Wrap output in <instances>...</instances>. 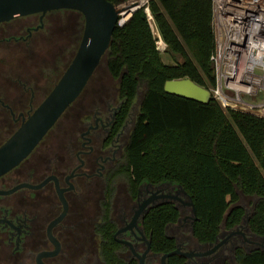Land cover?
I'll return each instance as SVG.
<instances>
[{"label": "trees", "instance_id": "trees-1", "mask_svg": "<svg viewBox=\"0 0 264 264\" xmlns=\"http://www.w3.org/2000/svg\"><path fill=\"white\" fill-rule=\"evenodd\" d=\"M158 34L169 61L162 58ZM214 44L212 0H147L114 27L86 85L34 148L71 115L85 93L90 95L91 109L113 90L117 93L114 130L129 119L122 153L94 190L92 215L79 212L77 248L64 251L61 264H137L129 247L113 233L118 206L134 200L141 183L170 182L190 195L196 215L190 231L200 243L214 242L222 229L240 223L247 233L264 237V116L224 108L215 97L203 102L163 87L166 79L182 76L213 86ZM103 74L111 81L106 85L98 79ZM57 79L56 75L53 84ZM81 122L75 124V132ZM16 126L6 125V132ZM180 215L174 200L156 203L144 212L141 226L154 254L148 264H160V255L176 246V237L166 226ZM231 257L233 264H264V245L247 248L237 243ZM166 261L190 264L179 253ZM216 264L232 262L225 257Z\"/></svg>", "mask_w": 264, "mask_h": 264}, {"label": "flooded vegetation", "instance_id": "flooded-vegetation-1", "mask_svg": "<svg viewBox=\"0 0 264 264\" xmlns=\"http://www.w3.org/2000/svg\"><path fill=\"white\" fill-rule=\"evenodd\" d=\"M79 15L81 13L78 10L60 7L47 10L43 15L38 11L0 21V65L7 60V64L3 63L4 69H0V78L5 79L8 87L5 90L7 95L3 94V90L0 92V135L6 132V125L18 126L22 119L20 112L26 116L46 95L40 92L38 81L34 85L18 75L14 76L11 70L14 45L52 42L68 44L70 39L78 42ZM13 85L22 90L10 89ZM89 99L90 95H87L84 106L77 108L75 113L77 121H82L76 128V134L66 133L64 138L58 140L56 150L47 147L39 149V145L20 163L0 175V190L20 182L32 184L0 193V264H39L37 254L54 248V243L48 236V225L63 210L59 188L66 201V210L50 230L60 247L56 253L43 254L40 259L47 264H61L64 251L77 248L79 212L82 216L86 214V217L92 215L94 190L99 181L103 182L107 169L120 158L129 120L126 119L118 130H114V116L118 107L117 93L114 90L109 96L97 101L92 109L88 107ZM83 116L85 117L82 119ZM11 133L3 137L0 143ZM37 183L39 185H34ZM162 187L164 190L174 191L170 185L162 184ZM155 188V185L141 183L136 198L130 202L122 201L117 208L115 230L123 227L126 229L116 235L132 240L138 251H143L146 246L145 241L136 237L139 234L137 227L144 232L141 226L142 216L138 218L136 225L131 223V218L139 203ZM174 201L179 203L181 215L175 223L167 225L166 229L176 237V243L190 249H205L210 246L211 244L200 243L193 238L190 231L192 219L189 212L186 214L189 207L178 200ZM232 229L236 232L215 251L191 257L190 262L194 264L198 259H206L216 264L225 257H230L237 243L246 247L264 245V241L259 240L256 235L247 233L244 225H236ZM229 230L222 229V236L219 238L224 237ZM146 237L148 238L147 235ZM150 261L152 256L148 257L146 264Z\"/></svg>", "mask_w": 264, "mask_h": 264}, {"label": "water", "instance_id": "water-1", "mask_svg": "<svg viewBox=\"0 0 264 264\" xmlns=\"http://www.w3.org/2000/svg\"><path fill=\"white\" fill-rule=\"evenodd\" d=\"M146 2L147 0H123L118 3L112 0H0V21L38 11L43 15L47 10L60 7L78 10L82 13L84 19L82 33L76 50L58 79L43 99L28 111L26 116L20 112V115H22L20 124L0 143V175L16 166L31 153L86 85L89 77L100 61L102 54L109 45L114 27L116 25H122L136 8L145 5ZM145 9L149 11L147 6H145ZM163 87L165 91L203 102L208 101L212 97L207 87L197 83L189 76L168 78L164 81ZM235 107L243 111L264 116V109L260 107H248L245 105H236ZM162 184L172 186L174 191L164 190ZM23 185L32 184L20 182L8 189L0 190V193L10 192ZM34 185H39V183ZM155 186L156 188L152 189L149 195L135 209L131 218L132 224L136 225L138 218L143 216L144 212L150 206L167 200H178L181 204L187 205L190 210V217L192 219L196 218L193 200L180 185L162 182ZM61 190L59 188L58 192L63 199V210L48 225V236L54 243V248L37 254V262L39 264H47L41 261V255L54 254L60 247L59 241L53 236L50 229L52 224L60 219L66 210V201ZM176 205L179 206V203L176 202ZM246 215L244 214L243 216V222L246 220ZM240 225L242 226L243 224L240 223ZM129 227H131V224ZM123 229H126V227L116 229L113 236L116 240L125 243L129 247L132 255L137 258V264H146L148 257L154 256L150 252L149 237L147 238L144 232L137 227L139 234L136 237L146 243L143 251H138L132 240L117 237L116 234ZM234 232L236 230L231 228L224 237L219 238L222 236L220 231L214 242L204 243L211 244L205 249L183 248L176 243L173 249L163 252L160 255V264H167L166 257L173 253L184 255L187 257V262L193 264L189 260L191 257L204 256L215 251ZM258 238L264 241V237L261 236ZM198 263L213 264L206 259H198L194 264Z\"/></svg>", "mask_w": 264, "mask_h": 264}, {"label": "built area", "instance_id": "built-area-1", "mask_svg": "<svg viewBox=\"0 0 264 264\" xmlns=\"http://www.w3.org/2000/svg\"><path fill=\"white\" fill-rule=\"evenodd\" d=\"M212 27V97L224 108L264 109V0H212Z\"/></svg>", "mask_w": 264, "mask_h": 264}, {"label": "rangeland", "instance_id": "rangeland-1", "mask_svg": "<svg viewBox=\"0 0 264 264\" xmlns=\"http://www.w3.org/2000/svg\"><path fill=\"white\" fill-rule=\"evenodd\" d=\"M79 38L82 33L83 28V18L82 15H79ZM78 38V39H79ZM61 41V40H58ZM79 42V40H78ZM77 45V42L75 39H70V43L68 44H62L60 42L57 43H50V44H37V45H21V44H15L14 50L15 53L12 56V63H11V70L15 75H18L23 78V80H26L30 84H34L35 82H39V86H41V93H46L51 89V85H53V80L55 76L59 77V74L61 73V69L67 64V62L70 60L71 56L74 53L75 46ZM160 50L162 51V58L165 61H169L170 57L165 52V45L163 43L158 45ZM6 61V62H5ZM3 61V63L7 64V60ZM3 63L0 65V69L3 70ZM13 67V68H12ZM0 70V71H1ZM52 71V72H51ZM54 74V75H53ZM4 79V78H3ZM0 78V92L3 90V94L7 95L8 87L6 83ZM100 82H102L104 85L108 84L110 79L107 74H103L102 77L98 78ZM97 80H95L96 83ZM17 85H13L9 87L10 89L15 90H22L20 87H16ZM3 88V89H2ZM209 90H211L212 86L207 87ZM39 92V93H40ZM40 95V94H39ZM89 95L88 93H85L81 100L77 102L75 107L72 108L71 115L65 116L58 126L55 128V132H52L48 134L45 138V140L40 144L39 149L42 147H47L49 149L56 150L57 142L58 140L65 136L66 133H74L75 132V124L77 123V120L74 119L72 116V113L75 114L77 111V108L81 109L86 101V97ZM10 97V94L8 95ZM85 96V97H84ZM38 97H36L37 99ZM11 99V97L9 98ZM76 108V110H75ZM0 115H1V109H0ZM18 124V123H17ZM2 133V132H1ZM57 133V135H56ZM8 132H5L3 135H0V140L7 136ZM248 208L249 206L246 205ZM189 209V208H188ZM188 211H186V214H189ZM243 229V228H242ZM245 229H243L244 231ZM230 261L233 264V259L230 255Z\"/></svg>", "mask_w": 264, "mask_h": 264}]
</instances>
